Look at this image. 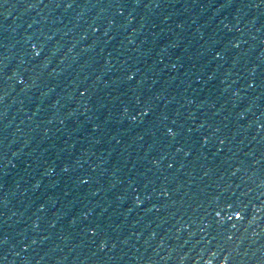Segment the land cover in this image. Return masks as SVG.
<instances>
[{"label":"water","instance_id":"water-1","mask_svg":"<svg viewBox=\"0 0 264 264\" xmlns=\"http://www.w3.org/2000/svg\"><path fill=\"white\" fill-rule=\"evenodd\" d=\"M0 264H264V0H0Z\"/></svg>","mask_w":264,"mask_h":264}]
</instances>
